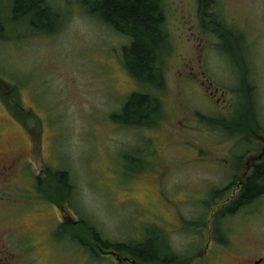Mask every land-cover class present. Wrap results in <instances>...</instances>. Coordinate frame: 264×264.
Wrapping results in <instances>:
<instances>
[{
  "label": "rangeland",
  "instance_id": "obj_1",
  "mask_svg": "<svg viewBox=\"0 0 264 264\" xmlns=\"http://www.w3.org/2000/svg\"><path fill=\"white\" fill-rule=\"evenodd\" d=\"M46 1L57 17L24 7L13 15L12 2L0 0V72L15 76L19 97L32 107L26 123L34 172L48 171L43 194L66 201L67 220L82 221L67 234L87 245L90 227L110 243L141 241L151 230L182 256L194 250L200 227L213 224L235 248L264 249V194L227 210L249 151L264 150V0H212L225 27L242 38V45L229 39L227 50L214 25L202 21L198 0H162L165 85L155 92L162 112L146 127L111 119L144 90L122 63L130 39L87 13L95 0ZM243 81L252 86L259 132L251 130ZM13 129L1 134L0 151L27 149ZM58 171L69 176L68 192L52 182ZM42 205L50 217L30 213L24 226L46 230L41 264L86 262L71 257L75 245L54 231L56 210ZM99 264L114 263L103 257Z\"/></svg>",
  "mask_w": 264,
  "mask_h": 264
},
{
  "label": "flooded vegetation",
  "instance_id": "obj_2",
  "mask_svg": "<svg viewBox=\"0 0 264 264\" xmlns=\"http://www.w3.org/2000/svg\"><path fill=\"white\" fill-rule=\"evenodd\" d=\"M1 30L0 27V36ZM19 92L20 88L15 76L0 72V136L6 130L13 134L15 132L13 128H16L17 132H22L27 146V149L21 152H16L10 147L0 151V264H41L47 250L44 246L46 230L42 228L39 231L24 226L30 213L39 212L40 215L50 217L43 203L56 210V216L59 218L54 226L55 234H58L60 239L65 237L71 242L70 244L75 245L76 251L71 257L83 258L86 262L81 264H99L103 257H110L114 264H137V262L140 264H264L263 248L252 244L235 248L224 236L222 228L213 224L200 227L198 233L200 239L195 244L194 250L182 256L174 251L169 241L165 239L164 233L157 234V241L151 244L152 257L149 259H131L118 251L104 249L93 232L90 244H80L77 239L67 234L66 229H79L80 225L77 223L82 221L67 222L63 209L66 201L62 200L56 204L43 194V182L48 181L47 169L41 168L37 173L34 172L32 160L34 132L26 123L32 120L30 114L32 107L19 97ZM261 149L249 151L253 155L245 159L242 175L235 179L236 189L230 197L232 200L238 196L243 183L253 169V164L264 158L263 152L262 157L256 159ZM21 183H25V186H20ZM43 189L47 190L45 184ZM65 222L67 225L64 224ZM147 245L145 242V247ZM54 251L56 252V249Z\"/></svg>",
  "mask_w": 264,
  "mask_h": 264
},
{
  "label": "trees",
  "instance_id": "obj_3",
  "mask_svg": "<svg viewBox=\"0 0 264 264\" xmlns=\"http://www.w3.org/2000/svg\"><path fill=\"white\" fill-rule=\"evenodd\" d=\"M10 1L12 2L13 15L18 13V11L20 12L24 7L30 10L33 9L36 12L41 10V13L44 10H51V13L57 17V14L49 7L46 0ZM198 4L201 9L200 15L202 21L208 19L209 23L214 25L215 33L223 40L222 49L228 48L227 43L229 39H233L242 45L241 36L225 27L224 23L219 19L212 0H198ZM87 13L95 16V18L110 27L114 32L130 39L128 44L122 46V63L140 88L144 89L143 91L132 92L126 98L120 112L112 114L111 119L129 127H146L156 123L161 116L162 102L155 92L161 91L165 85L164 75L160 68L161 53L167 41L165 30L166 18L162 0H95V5L87 8ZM243 83L245 84L246 99H248L251 107V110L249 109L250 118L253 119L252 86L246 83V81H243ZM212 120H215L216 125L222 131H226L220 124V119ZM253 120L254 127H251V130L259 132L260 126L256 124L255 119ZM54 175L55 177L52 181L54 184L58 183L62 189H64V186L67 187L66 191L70 189L71 184L67 172L58 171ZM263 194L264 158L253 164L251 173L247 176L238 196L233 199L231 207L227 210L230 213H234L242 206L254 202ZM77 224L82 227V222ZM89 230L91 235L92 232L96 235L102 248L118 251L122 255L137 260L151 258V248L153 247L151 244L157 241L156 232L151 230L146 231V236L143 240L126 243H110L102 239L91 227ZM89 238L91 237H87L86 239ZM145 242L148 244L146 247ZM137 264L140 263L137 262Z\"/></svg>",
  "mask_w": 264,
  "mask_h": 264
},
{
  "label": "water",
  "instance_id": "obj_4",
  "mask_svg": "<svg viewBox=\"0 0 264 264\" xmlns=\"http://www.w3.org/2000/svg\"><path fill=\"white\" fill-rule=\"evenodd\" d=\"M264 150L256 157V159H260L263 155ZM67 222H73L76 223V221L67 220ZM107 253H113V252H107Z\"/></svg>",
  "mask_w": 264,
  "mask_h": 264
}]
</instances>
